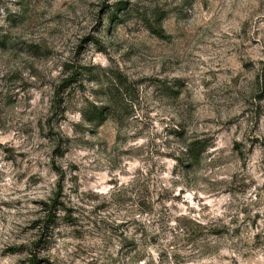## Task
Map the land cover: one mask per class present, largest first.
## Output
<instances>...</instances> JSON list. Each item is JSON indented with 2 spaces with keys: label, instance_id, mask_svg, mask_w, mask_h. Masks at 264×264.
I'll use <instances>...</instances> for the list:
<instances>
[{
  "label": "rangeland",
  "instance_id": "rangeland-1",
  "mask_svg": "<svg viewBox=\"0 0 264 264\" xmlns=\"http://www.w3.org/2000/svg\"><path fill=\"white\" fill-rule=\"evenodd\" d=\"M32 261L264 264V0H0V264Z\"/></svg>",
  "mask_w": 264,
  "mask_h": 264
},
{
  "label": "trees",
  "instance_id": "trees-1",
  "mask_svg": "<svg viewBox=\"0 0 264 264\" xmlns=\"http://www.w3.org/2000/svg\"><path fill=\"white\" fill-rule=\"evenodd\" d=\"M163 17H159L155 20V24L150 26V31L156 35L160 39H168L169 35L165 32V30L162 27ZM120 86H123V83H120ZM171 89V87H169ZM115 94V93H114ZM113 92L110 91V95L113 97V100L116 99ZM118 104V103H117ZM117 109L120 108V106H116ZM112 108L106 105H100V106H91L88 107L87 110L82 112L83 119L88 122L89 124H92L94 127H97L101 125L109 116L110 113H112ZM207 145L203 140L197 139L193 140L189 143H187L184 147L183 154L186 158L197 161L201 157L202 153L207 149ZM33 264V261H32Z\"/></svg>",
  "mask_w": 264,
  "mask_h": 264
}]
</instances>
